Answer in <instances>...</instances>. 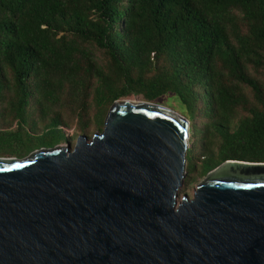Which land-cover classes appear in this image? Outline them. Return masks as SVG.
Returning a JSON list of instances; mask_svg holds the SVG:
<instances>
[{
	"label": "trees",
	"instance_id": "trees-1",
	"mask_svg": "<svg viewBox=\"0 0 264 264\" xmlns=\"http://www.w3.org/2000/svg\"><path fill=\"white\" fill-rule=\"evenodd\" d=\"M168 94L189 122L188 175L264 163V0H0V156Z\"/></svg>",
	"mask_w": 264,
	"mask_h": 264
},
{
	"label": "water",
	"instance_id": "water-1",
	"mask_svg": "<svg viewBox=\"0 0 264 264\" xmlns=\"http://www.w3.org/2000/svg\"><path fill=\"white\" fill-rule=\"evenodd\" d=\"M189 134L123 99L90 140L0 158V264H264V163L225 161L178 200Z\"/></svg>",
	"mask_w": 264,
	"mask_h": 264
},
{
	"label": "rangeland",
	"instance_id": "rangeland-1",
	"mask_svg": "<svg viewBox=\"0 0 264 264\" xmlns=\"http://www.w3.org/2000/svg\"><path fill=\"white\" fill-rule=\"evenodd\" d=\"M125 99H130V100L136 99V100L143 101L139 97H129V98H125ZM120 100H123V99H120ZM156 104H159L161 106H164L166 108H169L170 110H172V111L176 112L177 114H179L181 117L185 118V113H184L183 106L181 104L177 103V101L175 99H173V97L170 94H168L167 96L159 99L158 103H156ZM101 131L102 130L91 129L87 134H79V136L83 135L88 140H90L91 137L95 133H99ZM64 132H65L66 137L70 138V140L69 141H62L61 143H59V144H57L55 146H64V145H67L69 143L70 146L73 147L74 144H75V142H76V139L78 137V135H77V136L73 137V139L71 138V136H72V134L74 132V127L72 126L70 129H64ZM189 140L190 139H188V148L190 146V141ZM43 148H52V147H43ZM30 154H28V155H30ZM28 155H26V156H28ZM26 156H24V157H26ZM24 157H14V156H9L7 154H4V155L0 156V158H2V159H10V158L20 159V158H24ZM186 166H187V162H185V177H184L182 186L180 187V189L178 191V200H180V198L184 194H186L188 196V198H191L192 195H193V193H194L195 188L201 182H203V180L211 172L210 171V172H208L206 174H201L200 168L197 167L193 173H191L190 175H188Z\"/></svg>",
	"mask_w": 264,
	"mask_h": 264
}]
</instances>
